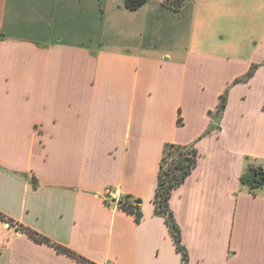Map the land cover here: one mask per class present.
<instances>
[{"label":"crops","instance_id":"crops-1","mask_svg":"<svg viewBox=\"0 0 264 264\" xmlns=\"http://www.w3.org/2000/svg\"><path fill=\"white\" fill-rule=\"evenodd\" d=\"M164 1L0 0V264H183L153 203L167 145L197 153L168 200L187 264H264V186L241 185L264 165V31L244 61L202 33L243 0L187 23Z\"/></svg>","mask_w":264,"mask_h":264},{"label":"trees","instance_id":"trees-1","mask_svg":"<svg viewBox=\"0 0 264 264\" xmlns=\"http://www.w3.org/2000/svg\"><path fill=\"white\" fill-rule=\"evenodd\" d=\"M147 1L148 0H125L124 5L129 10H136ZM186 1L187 0H165L164 3L171 10L178 11ZM252 74L253 73L249 71L248 74L244 77V81H247L252 76ZM220 99L221 101L218 105L217 110H223L226 106V95L221 96ZM172 154L175 155L174 158H172L171 162L167 163L165 166L164 163L166 161V156ZM196 162L197 153L192 147L167 145L160 162L158 181L153 197L155 210L158 214H162L165 217V222L169 228V232L171 234L175 248L182 256L183 264H187L188 262V253L184 245L181 243L180 230L174 221L172 212L169 209L168 200L171 196L172 191L179 187L183 183L185 178L195 168ZM241 185L247 187L250 190H255L264 186L263 165L253 168L248 167L241 177ZM138 204L139 201H133L129 197H125L122 200L118 201L119 208L129 214H133L136 221H139L141 218V214L137 210ZM26 231L28 235L35 240L50 244L49 240H47L46 238H43L30 230ZM54 247L59 251L81 261L82 263L92 264L65 248H61L58 246Z\"/></svg>","mask_w":264,"mask_h":264},{"label":"rangeland","instance_id":"rangeland-1","mask_svg":"<svg viewBox=\"0 0 264 264\" xmlns=\"http://www.w3.org/2000/svg\"><path fill=\"white\" fill-rule=\"evenodd\" d=\"M206 1V0H204ZM264 0H243L242 4L240 3V9L238 10L241 14L242 20L237 19V24L234 26V31L231 33L229 30L230 25H227V28L223 33H219L221 38L217 39L218 31H217V20L219 18V12L218 17L216 14H211V17L213 18L212 21L209 23V25L205 28V30L202 32L204 35L208 38V42H210V47L207 46L210 50H215L217 46H221L222 48H225L227 51L236 50L238 51V55L240 59H243L244 61H247L252 57V53L254 54V49H256L259 44V38L262 32L264 31ZM198 0H191L189 2L186 1L184 3L185 5L182 6L180 9V14L178 15L181 19V21L188 22V16L192 12L193 8H195L196 4H198ZM203 11H201L202 15ZM208 14V13H207ZM207 14H205V17H207ZM99 23L102 24V15L99 17ZM106 19H108V15L106 16ZM104 19L103 23L106 21ZM228 31V32H226ZM106 32V29H105ZM216 40H219L216 41ZM206 43V44H207ZM218 43V44H217ZM180 44V45H179ZM178 49H181V43L178 42ZM261 48V47H260ZM257 69V66H253V68L250 69V71L254 75L255 71ZM245 77V76H244ZM238 78L236 79V82H243L245 78ZM226 95V93L222 94L221 96ZM227 96V95H226ZM221 101V99H220ZM219 101V103H220ZM219 105V104H218ZM218 108V106H217ZM223 110H215L214 117H217V122H219V118L221 114L223 113ZM216 127L219 128V123ZM174 154L167 155L166 161L164 165L166 166L167 163L171 162V159L174 158ZM122 200V199H121Z\"/></svg>","mask_w":264,"mask_h":264},{"label":"built area","instance_id":"built-area-1","mask_svg":"<svg viewBox=\"0 0 264 264\" xmlns=\"http://www.w3.org/2000/svg\"><path fill=\"white\" fill-rule=\"evenodd\" d=\"M263 168H264V165H263ZM121 200V199H118V201Z\"/></svg>","mask_w":264,"mask_h":264}]
</instances>
